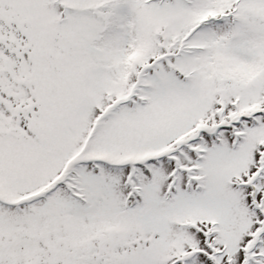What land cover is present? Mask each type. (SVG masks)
<instances>
[{"label": "snow or ice", "instance_id": "obj_1", "mask_svg": "<svg viewBox=\"0 0 264 264\" xmlns=\"http://www.w3.org/2000/svg\"><path fill=\"white\" fill-rule=\"evenodd\" d=\"M0 264H264V0H0Z\"/></svg>", "mask_w": 264, "mask_h": 264}]
</instances>
